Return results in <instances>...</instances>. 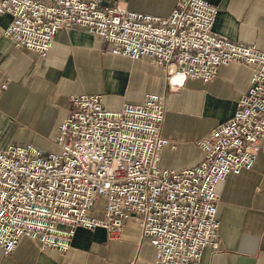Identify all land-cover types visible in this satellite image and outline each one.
I'll list each match as a JSON object with an SVG mask.
<instances>
[{"label":"built area","instance_id":"1","mask_svg":"<svg viewBox=\"0 0 264 264\" xmlns=\"http://www.w3.org/2000/svg\"><path fill=\"white\" fill-rule=\"evenodd\" d=\"M217 12L207 0H177L163 17L102 0H0V16L11 18L0 37L42 58L59 30L79 27L108 42L111 54L160 67L180 89L185 79L212 81L229 63L252 69L231 116L196 140L201 161L179 169L160 165L170 144L161 135L164 94L145 93L119 110L106 109L98 94L69 95L52 139L55 150L32 143L0 149L4 254L24 236L40 250L63 254L77 227H102L114 238L126 219L153 245L152 264H200L203 250L216 246L218 187L250 169L264 150V49L215 32ZM6 87L7 80L0 81V97ZM99 197L106 200L101 217L90 214Z\"/></svg>","mask_w":264,"mask_h":264},{"label":"crops","instance_id":"2","mask_svg":"<svg viewBox=\"0 0 264 264\" xmlns=\"http://www.w3.org/2000/svg\"><path fill=\"white\" fill-rule=\"evenodd\" d=\"M176 1L102 0V4L163 17ZM207 1L218 8L215 32L232 42L264 49V0ZM10 19L0 16V30ZM109 50L108 42L79 27L59 30L43 58L0 37V81L7 80L0 114L11 129L26 132L20 141L42 150L53 145L71 94H98L106 109L119 110L126 102L156 92L165 95L161 135L170 141L160 165L188 167L203 157L196 140L231 116L252 74L248 65L229 63L218 68L212 81L185 79L180 89L148 60H131ZM216 218L218 242L203 250L200 264H264V150L250 169L230 174L218 187ZM154 253L135 220L126 219L114 238L102 227H77L63 254L40 250L35 240L24 236L12 252L4 254L0 249V264H152Z\"/></svg>","mask_w":264,"mask_h":264},{"label":"rangeland","instance_id":"3","mask_svg":"<svg viewBox=\"0 0 264 264\" xmlns=\"http://www.w3.org/2000/svg\"><path fill=\"white\" fill-rule=\"evenodd\" d=\"M26 135H27L26 132L11 129L9 127L8 119H5L0 114V146L5 147L6 145L8 146L9 143H12V144L30 143V142L20 141V139L26 137ZM55 149L56 148L53 145H51L48 148H45V151L55 150ZM162 167H165V166L162 165ZM105 202H106L105 198L99 197L98 201L96 202L97 209L96 210L92 209L90 211V214L97 216V217H101L102 209H103V206L105 205Z\"/></svg>","mask_w":264,"mask_h":264}]
</instances>
